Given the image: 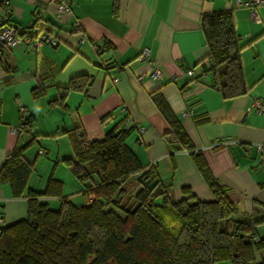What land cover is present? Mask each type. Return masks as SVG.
I'll use <instances>...</instances> for the list:
<instances>
[{
  "label": "crops",
  "instance_id": "obj_1",
  "mask_svg": "<svg viewBox=\"0 0 264 264\" xmlns=\"http://www.w3.org/2000/svg\"><path fill=\"white\" fill-rule=\"evenodd\" d=\"M68 1L71 13L56 21L54 0H10L13 25L28 27L44 20L54 42L39 50L21 44L1 52L0 168L23 141L18 129L26 117L32 120L31 135L36 136L24 153L34 163L28 187L40 190L52 163L64 171L60 160L72 155L67 131L80 127L88 140H99L127 114L128 126L134 127L128 144L142 166H156L174 199L188 187L198 199L214 200L209 184L214 179L241 211L264 214V170L257 151V144L264 142V113L247 111L255 99H264V5L256 8L259 20L254 21L250 9L237 5V0ZM221 10L232 12L243 47L240 59L248 90L233 98H223L209 74L206 82L193 80L209 66L201 16ZM97 46L105 49L97 51ZM145 49L148 56L140 59ZM156 67L160 79L150 76ZM188 69L194 76L186 74ZM81 74L90 76L86 90H71L62 103L53 102L59 88ZM155 99H163L179 119L192 151L203 159V169L190 150L172 152L165 138L169 126ZM189 108L194 115L182 117ZM52 150L56 157L41 161L44 167L47 164L43 176L35 163L39 154ZM67 169L76 182L75 193L85 198L82 204L90 203ZM51 174L64 186L62 175ZM130 183L133 191L135 184ZM63 195L70 200L73 194L63 190ZM26 214L27 198L13 197L9 186L0 183V216L5 222L13 224ZM258 231L264 236V224Z\"/></svg>",
  "mask_w": 264,
  "mask_h": 264
},
{
  "label": "trees",
  "instance_id": "obj_2",
  "mask_svg": "<svg viewBox=\"0 0 264 264\" xmlns=\"http://www.w3.org/2000/svg\"><path fill=\"white\" fill-rule=\"evenodd\" d=\"M201 26L211 85L223 98L246 93L243 47L232 12L203 13ZM89 82L86 74L72 77L53 102L62 103L71 90L84 92ZM155 103L169 126L165 138L172 152L190 150L203 169L179 119L163 99ZM128 119L124 114L99 140H88L80 127L66 132L72 155L62 163L91 199L75 205L52 174L42 189L28 187L34 163L24 153L36 136L30 132L32 120L24 118L18 129L24 139L5 157L0 183L9 186L13 197L27 198V214L0 226V264H264V236L258 231L264 214L241 211L214 179L209 182L214 200L202 201L188 187L174 199L156 166H142L128 144L134 130ZM51 198L57 208L50 207Z\"/></svg>",
  "mask_w": 264,
  "mask_h": 264
},
{
  "label": "built area",
  "instance_id": "obj_3",
  "mask_svg": "<svg viewBox=\"0 0 264 264\" xmlns=\"http://www.w3.org/2000/svg\"><path fill=\"white\" fill-rule=\"evenodd\" d=\"M56 3V9L54 11V19L56 21H62L65 16L71 13L68 0H54ZM237 5L244 6L250 9L251 18L254 21H258L259 17L256 12V8L260 5H264V0H237ZM11 2L10 0H0V54L1 49L11 50L18 47L21 44H25L34 50H39L44 44H51L54 42V37L48 28V24L44 20H38L37 22L29 25L28 27L15 26L11 23ZM148 56L145 49L140 56V59H146ZM186 74L194 76V70L188 69ZM150 76L153 79H160L162 77L159 68H155ZM208 72L202 70L199 74V80L196 82H206ZM143 77L138 76V80L141 81ZM175 80V78H173ZM125 112V109H121ZM247 111H254L257 113H264V99H255L247 108ZM194 115L192 108L186 109L181 113L184 118H189ZM129 120V119H128ZM142 131V130H141ZM257 151L259 153V167L264 170V142L257 144ZM5 220L0 216V226L4 225Z\"/></svg>",
  "mask_w": 264,
  "mask_h": 264
},
{
  "label": "rangeland",
  "instance_id": "obj_4",
  "mask_svg": "<svg viewBox=\"0 0 264 264\" xmlns=\"http://www.w3.org/2000/svg\"><path fill=\"white\" fill-rule=\"evenodd\" d=\"M54 154V155H53ZM38 157H39V161H37V163H35L36 164V169H40V173L39 174H43V176H44V171L46 170V168H47V164L45 165V167L43 166V163L41 162V161H47V162H49L48 160L50 159V158H55L56 157V151H53L52 150V152L49 154V155H41V154H39L38 155ZM60 162L62 163V160H60ZM63 164V163H62ZM63 169V167L61 166V165H58L57 164V162H55V164L53 165V163H52V165H51V168H50V170H48V172L46 173V175H45V180H47L48 179V177L50 176L49 174H50V172L52 173V172H54L55 171V174L57 175V176H63L64 177V179H63V181H64V186H63V190H64V192L65 193H68V194H73V195H71V198H70V200H71V202H73L75 205H79V204H82V202L81 201H84L85 200V198H83L81 195H79V194H76L75 193V191L77 190L76 189V182H75V180H71V177H72V175L67 171L68 169L65 167L64 169V171L62 170ZM42 176V177H43ZM54 176V175H53ZM75 179V178H74ZM44 180V179H43ZM45 183H46V181H45ZM45 185V184H44ZM75 193V194H74ZM57 203L55 202V203H51L50 204V207L51 208H57Z\"/></svg>",
  "mask_w": 264,
  "mask_h": 264
}]
</instances>
